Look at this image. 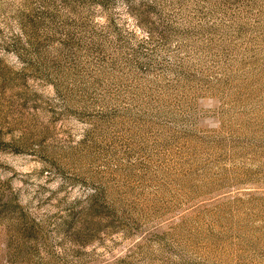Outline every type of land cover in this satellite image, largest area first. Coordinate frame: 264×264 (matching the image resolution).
<instances>
[{
    "label": "rangeland",
    "instance_id": "374dc122",
    "mask_svg": "<svg viewBox=\"0 0 264 264\" xmlns=\"http://www.w3.org/2000/svg\"><path fill=\"white\" fill-rule=\"evenodd\" d=\"M0 264H264V0H0Z\"/></svg>",
    "mask_w": 264,
    "mask_h": 264
}]
</instances>
